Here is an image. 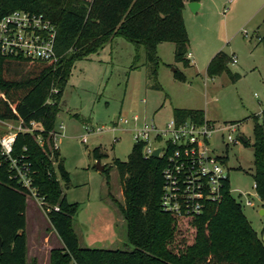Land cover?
<instances>
[{"label":"trees","instance_id":"obj_1","mask_svg":"<svg viewBox=\"0 0 264 264\" xmlns=\"http://www.w3.org/2000/svg\"><path fill=\"white\" fill-rule=\"evenodd\" d=\"M192 2L198 0H0V19L24 10L42 14L56 29L54 50L59 59L55 65L0 58V122L22 128L16 132L10 158L18 167L29 168L30 188L62 244L50 251L49 264H264V242L231 197L227 179L219 201L208 204L201 215L168 214L159 203L164 163L144 157L140 144L134 143L126 161L113 159L101 171L107 188L110 170L117 173L123 203L109 198L125 224L126 249L81 247L72 227L77 205L67 203L62 191L68 175L55 148V121L74 63L97 53L113 38H122L134 45L135 63L143 49L147 78L160 90L159 44L173 43L174 61L190 67L183 9ZM230 59L217 53L206 75L214 78L225 73L236 82L239 75L229 71ZM19 65L28 67L26 73L10 78L11 68ZM177 78L184 77L179 73ZM172 117L205 119L201 110L178 108L172 110ZM252 119V179L264 208V112ZM93 155L97 160L106 156L98 149ZM11 160L0 152V264H26L25 210L30 193L19 183Z\"/></svg>","mask_w":264,"mask_h":264},{"label":"rangeland","instance_id":"obj_2","mask_svg":"<svg viewBox=\"0 0 264 264\" xmlns=\"http://www.w3.org/2000/svg\"><path fill=\"white\" fill-rule=\"evenodd\" d=\"M198 4L196 14L190 10L183 14L192 66L184 68L174 61L171 43L161 46L160 90L147 78L143 52H138L135 63L134 45L122 38L76 61L70 71L55 121V146L68 175V182L61 183L63 194L67 203L77 205L72 227L82 247L126 249L125 224L109 198L123 203L117 173L110 170L107 188L105 174L96 168L98 162L105 169L113 159L126 161L131 152L134 126H115L117 121L136 115L138 126L143 120L162 126L176 108L201 110L216 125L238 124L232 135L244 137L246 144L225 145L214 135L211 148L225 157L230 195L257 237L264 240V211L260 212L264 208L252 179V117L264 112V45L257 40L264 37V0H199ZM219 52L235 57L237 63L229 62L228 69L239 75L236 82L225 73L214 78L206 75L208 63ZM27 69L13 66L8 75L17 78ZM179 73L183 80L177 78ZM7 128L0 124V136ZM96 149L106 156L97 160ZM248 200L250 205L245 204ZM25 223L27 260L47 264L49 249L62 244L39 199L31 194L26 196Z\"/></svg>","mask_w":264,"mask_h":264},{"label":"built area","instance_id":"obj_3","mask_svg":"<svg viewBox=\"0 0 264 264\" xmlns=\"http://www.w3.org/2000/svg\"><path fill=\"white\" fill-rule=\"evenodd\" d=\"M55 33V26L42 14L15 10L0 19V58L55 65L59 59L54 50ZM257 40L264 45V37ZM230 63H237L235 57L231 56ZM139 121L140 118L133 115L118 120L115 126L130 123L134 126L132 134L135 143L142 145L144 157L151 158L154 150L161 149L157 157L164 163L161 209L174 216L194 217L201 215L208 204L219 201L227 179L225 157L215 154L210 141L214 135H218L222 143L226 141L225 145L241 141V137L232 135L237 132L238 124L223 126L206 119L199 122L193 118L172 117L162 126L152 120H143L138 126ZM0 124L8 127L7 133L0 136V152L11 160L16 132L22 128L19 124L15 127L5 122ZM11 167L16 170L19 183L36 197L30 188L29 168L18 167L14 160ZM245 204L251 202L248 200Z\"/></svg>","mask_w":264,"mask_h":264},{"label":"crops","instance_id":"obj_4","mask_svg":"<svg viewBox=\"0 0 264 264\" xmlns=\"http://www.w3.org/2000/svg\"><path fill=\"white\" fill-rule=\"evenodd\" d=\"M198 2H199V0H198ZM198 2H192V3H196L197 4V8H196V10H195V12H192L193 14H196L197 13V11L199 10V4H198ZM189 3H186L185 5H184V9H183V14L185 13V12H189V9H188V7H187V5H188ZM188 10V11H187ZM115 40H117V39H115V38H113L111 41H109V43L110 44H112L113 42H115ZM164 44H166V43H161V44H159L158 46H157V56H158V53H159V48L161 47V46H163ZM172 45H173V47H172V49H173V55H174V44L173 43H171ZM110 48H112V46L110 47ZM138 52H140L141 53V55H142V52H143V55H144V51H143V49L142 48H140L139 49V51ZM189 53L187 54V57H189ZM139 56H140V54H139ZM189 59V58H188ZM190 60V59H189ZM192 66V64H191V61H190V67ZM180 109V108H179ZM56 238H57V236H56ZM79 245L81 246V244H80V242H79ZM82 247V246H81ZM85 247H86V245H85ZM60 248H62V245H59V247H54V248H50L49 249V251H48V263L47 264H49V253H50V251L52 250V249H60ZM28 259V251H27V245H26V264H28V263H32V264H39L37 261L35 262L33 259H31V261H30V259L29 260H27Z\"/></svg>","mask_w":264,"mask_h":264},{"label":"water","instance_id":"obj_5","mask_svg":"<svg viewBox=\"0 0 264 264\" xmlns=\"http://www.w3.org/2000/svg\"><path fill=\"white\" fill-rule=\"evenodd\" d=\"M188 9L191 11V12H195L196 8H197V4L196 3H189L187 5ZM241 141L244 143L245 142V139L244 137H241ZM161 149H156L154 150L152 153H151V158H154V159H157L158 157V154L160 152ZM96 168L98 171H102L103 170V166L99 165V162L97 163L96 165ZM264 210H261L260 212H262ZM264 241V240H263ZM0 251H1V239H0Z\"/></svg>","mask_w":264,"mask_h":264}]
</instances>
